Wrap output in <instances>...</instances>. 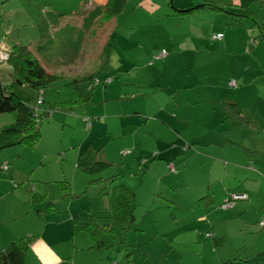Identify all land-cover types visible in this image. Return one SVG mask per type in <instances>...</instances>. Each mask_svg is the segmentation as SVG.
Wrapping results in <instances>:
<instances>
[{"label":"rangeland","instance_id":"1","mask_svg":"<svg viewBox=\"0 0 264 264\" xmlns=\"http://www.w3.org/2000/svg\"><path fill=\"white\" fill-rule=\"evenodd\" d=\"M60 1L0 0V44L33 40V55L56 77L44 89L38 115L48 116L40 119L38 144L0 150V167H7L0 171V252L13 239L44 234L46 242L40 238L30 248V264L52 255L59 256L57 264H125L128 257L130 264H264L258 225L264 186L256 184L258 173L264 177L256 170L264 168V38L250 19L236 18L241 8L232 6L246 4L264 18V0H127L109 24L95 22L103 12L98 0H74L85 12L77 26L68 23L54 36L31 30L30 17L42 19ZM204 1L223 10L195 6L181 15L172 9ZM218 33L222 38H213ZM105 44L112 46L106 69ZM5 55L0 52L3 63ZM106 74L109 85L102 82ZM83 119L102 124L90 127ZM12 121L0 114V128ZM179 142L189 150L163 156ZM87 146L112 166L94 175L77 169ZM208 154L221 166L203 159ZM224 163L227 170L248 169L228 178L234 189L249 182V197L227 211L240 205L246 211L229 216L216 209L209 217L195 203L208 191L231 190L220 183ZM120 185L139 205L126 236L109 219L112 190ZM74 216L89 231L74 234ZM105 225L112 229L99 232L105 247L90 249L91 231ZM209 230L226 238L222 245L205 236Z\"/></svg>","mask_w":264,"mask_h":264},{"label":"trees","instance_id":"2","mask_svg":"<svg viewBox=\"0 0 264 264\" xmlns=\"http://www.w3.org/2000/svg\"><path fill=\"white\" fill-rule=\"evenodd\" d=\"M30 5V0H27ZM74 0H61L59 5H56L51 10L44 13L40 18L30 17V28L31 30H38L40 33L43 29L45 33L49 30L54 36L59 31L65 30L68 23L76 22V26L79 22L83 21L84 11L79 9L82 5V1H77L73 3ZM127 0H107L103 7V12L99 19H95V22L100 24L111 23L113 19L119 17L123 14V9L125 7ZM86 2V0H85ZM55 5V4H54ZM219 3L211 4L207 1L203 3L193 4L191 8H181L182 10L174 9L177 14H185L194 11L195 6L211 9V10H223ZM233 6V5H232ZM241 8V11L234 12L236 18H246L250 19L254 24V27L259 31L260 35L264 38V18L259 16L258 12L251 11L249 6H236ZM232 13V12H230ZM73 18L70 20V16ZM85 17V16H84ZM65 19H67L65 21ZM84 19H87L85 17ZM92 23V24H96ZM27 28V25H22ZM66 26V27H65ZM11 28V26H9ZM72 30L75 29L74 25H71ZM115 32V28L113 27ZM110 34V35H111ZM221 34L215 35L213 38ZM262 38V39H263ZM35 40V39H34ZM33 40H31L30 45H25L21 40L15 42L11 47H3L5 42L1 40L0 52L6 53V62L0 60V64L8 68L9 71L5 69H0V114H10L13 117V121L7 125L0 128V150L11 147L14 145H29L34 147L38 144L40 140L39 123L40 119L44 116H48L46 111H42L40 115L39 108L44 103V89L56 79L55 76L48 74L40 61L35 57L34 51L31 49L33 45ZM52 44V42H47ZM54 45V44H53ZM112 51L111 44H105L102 48L101 56L108 55L107 63L104 64V69L107 68L109 60L108 58ZM163 52L158 58L162 57ZM5 59V58H4ZM108 72L109 69H108ZM103 83L109 85L112 83V79L109 74L103 77ZM99 83V81H98ZM233 86V84H232ZM104 102H109V100L104 99ZM112 101V100H110ZM77 104L78 102H66L64 104ZM97 104V103H93ZM111 108V107H110ZM71 110V108H69ZM96 117V116H94ZM101 117V116H100ZM99 118V117H98ZM90 127V119H83ZM233 145V143H230ZM186 150L189 148L188 145L184 147ZM183 148V149H184ZM99 150H95L91 146H87L83 152H81L76 159V168L82 170L84 173L94 175L99 171L109 168L112 166L111 163L103 160L100 157ZM7 167L1 166L0 171H5ZM168 169L175 173V169L172 163L168 164ZM94 181L102 182L101 179H95ZM108 180H103L106 182ZM235 194H243L248 200V194L245 192H233L225 191L223 199L218 206H215L214 193L210 191L207 192L203 201L198 200L195 205L201 207L204 211L208 212L209 217L214 213L216 209L227 211L234 207L237 203L241 201H233L232 196ZM194 204V203H193ZM138 203L135 199L134 192L128 190L125 186H115L112 190L111 202H110V214L109 219L111 221L118 222L122 225L124 236L133 229L136 222L135 210L138 207ZM51 208L52 205L49 204ZM73 233H79L82 230H88L89 224L81 223L77 216L73 217ZM262 220L258 223L261 229ZM212 229V227L210 228ZM100 231H106L107 233L112 232L110 225H105L103 228L91 231L92 242L90 249L100 250L105 247L102 235L99 234ZM205 236L211 239L215 246L222 245L224 242L223 237H216L212 230L205 233ZM42 238V235H31L13 239L3 250L0 252V264H28L30 260V248L38 239ZM129 255L124 256V260ZM129 258V257H128ZM125 260V264H130L129 259ZM111 260H109L110 262Z\"/></svg>","mask_w":264,"mask_h":264},{"label":"crops","instance_id":"3","mask_svg":"<svg viewBox=\"0 0 264 264\" xmlns=\"http://www.w3.org/2000/svg\"><path fill=\"white\" fill-rule=\"evenodd\" d=\"M101 4H99L102 8L104 7V5L106 4V2H107V0H98ZM218 3V2H217ZM220 4V3H219ZM98 5V4H97ZM233 6H242V7H244V6H247L246 4H234ZM70 18V20L73 18V15L72 16H70L69 17ZM67 19H65V21H66ZM111 23H113V21L111 22ZM115 24V23H114ZM114 27V26H113ZM219 34V33H218ZM111 117H113V115L111 116ZM111 117H110V119H111ZM118 118L119 119H122V120H124V117H122V115H119L118 116ZM107 120V119H106ZM105 120V121H106ZM93 123V126L94 125H96V123H98V122H92ZM102 123H98V126H97V128L101 125ZM92 125V124H91ZM177 134H178V132H177ZM225 142V141H224ZM223 142V143H224ZM230 143H233V142H229L227 145H229L230 147H234L235 149L236 148H238L237 150H242L243 152H245V148H243L241 145H239V144H236L237 142H235L234 143V145H231ZM208 144H210V145H215V146H218V147H223V146H220L219 144H217V143H208ZM226 145V146H227ZM186 146V145H185ZM184 146V147H185ZM225 146V147H226ZM183 147V144L181 143V142H179V145H175V146H172L170 149H171V151H169V154H170V156L168 155V154H163V156L164 157H167V158H173L172 156L173 155H178L179 153H182V148H184ZM188 147H189V145H188ZM190 148V147H189ZM189 148L187 149V150H189ZM197 154H199V153H196L195 155H197ZM203 159H207V160H209L210 162H212L213 164H215V165H217L218 167H220L221 166V163H220V160H217V159H212L211 158V156L208 154L207 156H205V157H203ZM191 161L193 162V160L191 159ZM169 164V163H168ZM200 164H202V162L200 161H198L197 163H194L193 162V165L194 166H197V165H200ZM184 165L186 166L187 165V163H184ZM227 164H225L224 163V165H223V168H224V175H223V177L222 178H220V183L221 184H223L225 187H228V188H231V190L233 191V192H245V193H247L248 194V197H249V193H248V189L249 188H247V185H248V183L249 182H247V183H238L237 184V186H236V188L234 189V186H235V184H231V183H229L228 182V178L230 177V176H232V177H238V174H237V170H242V171H248V169H246V168H244V166L243 165H241V166H236V167H234L233 165H230V167L231 168H234V170H230V167L228 168V170H227V166H226ZM173 166H174V164H173ZM175 169V168H174ZM256 170H258L259 172L260 171H264V168H263V166H261L260 167V165H257L256 166ZM258 178H259V181L256 183L257 184V186L259 187V188H261V187H263L264 186V177L263 176H261L259 173H258ZM247 184V185H246ZM125 187H127V186H125ZM128 188V187H127ZM129 189V188H128ZM252 189H254V190H256L257 189V187L255 186V187H253ZM231 190H228L227 189V191H231ZM214 194H215V192H213ZM224 193H225V191L223 192V193H219L218 195H214V202H215V206H218V204H220L221 203V201H222V199H223V195H224ZM238 204V203H237ZM246 210L243 208V206H241L240 205V207L238 206V207H235V208H233L232 210H229V211H227V214L230 216V215H238V213L240 212V214H243L244 212H245ZM262 220V218L258 221V223L260 222ZM246 224V223H245ZM73 226V225H72ZM46 239H48V238H46V236L44 235V234H42V239H40L41 240V242L43 241V242H46L45 240ZM41 242H36V243H40L41 244ZM35 244V243H34ZM33 244V245H34ZM45 247H47L46 245H44ZM91 246V245H90ZM89 246V247H90ZM33 247V246H32ZM44 253H45V251H43ZM58 258H59V256L58 255H56ZM38 257V256H37ZM57 257H55L54 255H52V256H46L45 257V259H43V260H40L43 264H57V263H60L61 261L57 258ZM28 264H30V260H29V262H28Z\"/></svg>","mask_w":264,"mask_h":264},{"label":"built area","instance_id":"4","mask_svg":"<svg viewBox=\"0 0 264 264\" xmlns=\"http://www.w3.org/2000/svg\"><path fill=\"white\" fill-rule=\"evenodd\" d=\"M215 38L220 39L221 36L218 35V36H216ZM245 199H246V197H245V195H243V194H235V195L232 196V200H233V201H242V200H245ZM261 226L264 227V220L262 221Z\"/></svg>","mask_w":264,"mask_h":264}]
</instances>
